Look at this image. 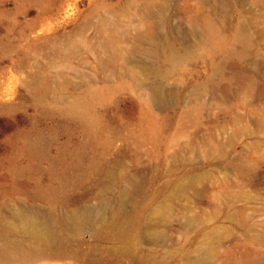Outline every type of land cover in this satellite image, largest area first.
Listing matches in <instances>:
<instances>
[{
    "label": "rangeland",
    "instance_id": "rangeland-1",
    "mask_svg": "<svg viewBox=\"0 0 264 264\" xmlns=\"http://www.w3.org/2000/svg\"><path fill=\"white\" fill-rule=\"evenodd\" d=\"M0 264H264V0H0Z\"/></svg>",
    "mask_w": 264,
    "mask_h": 264
},
{
    "label": "bare ground",
    "instance_id": "bare-ground-1",
    "mask_svg": "<svg viewBox=\"0 0 264 264\" xmlns=\"http://www.w3.org/2000/svg\"><path fill=\"white\" fill-rule=\"evenodd\" d=\"M153 95H154V97L155 98H159L160 97V93H158V91L155 89L154 91H153Z\"/></svg>",
    "mask_w": 264,
    "mask_h": 264
}]
</instances>
